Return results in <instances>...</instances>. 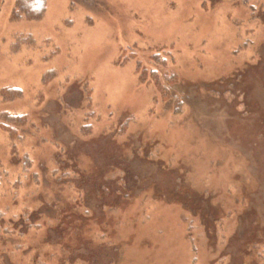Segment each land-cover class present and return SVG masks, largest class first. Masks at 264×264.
<instances>
[{"label": "rangeland", "instance_id": "374dc122", "mask_svg": "<svg viewBox=\"0 0 264 264\" xmlns=\"http://www.w3.org/2000/svg\"><path fill=\"white\" fill-rule=\"evenodd\" d=\"M17 1L0 264H264V0Z\"/></svg>", "mask_w": 264, "mask_h": 264}, {"label": "trees", "instance_id": "16d2710c", "mask_svg": "<svg viewBox=\"0 0 264 264\" xmlns=\"http://www.w3.org/2000/svg\"><path fill=\"white\" fill-rule=\"evenodd\" d=\"M16 7L20 12H23L27 18L38 19L44 12L46 7V0H18ZM14 118H12L13 121Z\"/></svg>", "mask_w": 264, "mask_h": 264}]
</instances>
